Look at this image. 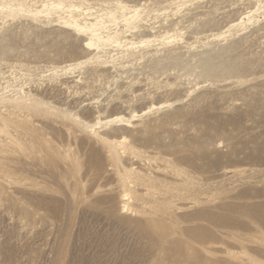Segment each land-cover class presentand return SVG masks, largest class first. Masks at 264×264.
Masks as SVG:
<instances>
[{
    "label": "rangeland",
    "instance_id": "rangeland-1",
    "mask_svg": "<svg viewBox=\"0 0 264 264\" xmlns=\"http://www.w3.org/2000/svg\"><path fill=\"white\" fill-rule=\"evenodd\" d=\"M0 136V264H264V0H0Z\"/></svg>",
    "mask_w": 264,
    "mask_h": 264
},
{
    "label": "bare ground",
    "instance_id": "bare-ground-1",
    "mask_svg": "<svg viewBox=\"0 0 264 264\" xmlns=\"http://www.w3.org/2000/svg\"><path fill=\"white\" fill-rule=\"evenodd\" d=\"M42 7H45V6H42ZM122 8H124V7H121V9ZM135 14L136 13L133 12L132 16L129 17V20H131L132 18H134L135 17ZM69 24L72 27H74L75 29H81V30L82 29H86L91 34V36H95L98 41L101 39L96 34V31H97V29H96V26H97L96 23H87V24H84L83 27H81L80 24H79V22L77 20H75L73 17H71V19L69 21ZM224 65H225V67H224V70L225 71H228L229 73H233V72L236 71V66H234L233 63L228 62V63H225ZM203 68H204L205 72L207 74H210V75H212V74L214 75L215 71H217L216 68H214L213 66H210L207 63H204L203 64ZM146 113H148V111L142 112L140 114V116H142V115H144ZM116 121H119V120H116ZM8 142H9V138H7V137H1L0 136V152L3 151V149L5 147V144L8 143ZM227 174H228L227 172L226 173H223L224 176L227 175ZM232 174H235V172L232 173ZM124 197H125V195H118V196H116L117 205H118V211L120 213H122V214L125 212V210L127 208L126 207V204L124 202ZM204 202H205L204 200L200 201L199 199H194V200H192L189 203L182 201V203H178L177 204L178 206L176 208V212L177 211H190V210H194V211L197 212L196 213L197 214L196 215V217H197L196 220L191 221V219H190L187 222H196V223L205 222L207 224H211V225H215L216 226V223L218 222V220L214 219L213 217H210L211 215H209V212L212 209H218V208L220 209V208H223V207L226 206V204H225L224 201H222L219 204H217V206H208V207H205L204 205H205L206 202L205 203ZM206 205H207V203H206ZM142 226H143L142 227V230L145 231V232L153 231L154 229H156V227H162L161 226V223L158 224L157 222H152V221H149L145 225H142ZM197 229H200V228H197ZM185 231H186V229H185ZM180 232L181 231L177 230L175 232V234H179ZM187 232H188V230H187ZM162 233H163V235H161V237L162 236L164 237V235H166L165 234L166 233V229L165 228H162ZM167 240L168 239H166V238H162V240L160 242V244H161L162 247L163 246L164 247L166 246ZM218 249L219 248H216L215 249L213 247H207V246L206 247H202V251L205 254H212L215 251H218L219 252L220 250H218Z\"/></svg>",
    "mask_w": 264,
    "mask_h": 264
}]
</instances>
